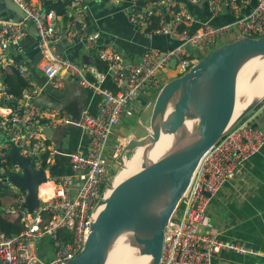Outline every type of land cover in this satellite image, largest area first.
<instances>
[{
	"label": "built area",
	"instance_id": "obj_1",
	"mask_svg": "<svg viewBox=\"0 0 264 264\" xmlns=\"http://www.w3.org/2000/svg\"><path fill=\"white\" fill-rule=\"evenodd\" d=\"M25 14L20 22L0 18V183L13 188L20 195L15 209L7 213L21 214L23 229L10 236L0 234L1 264H65L72 260L87 240L98 201L109 190L116 172L108 156V144L121 118L140 115L138 102L142 96H156L164 85L169 63L175 60L174 71L183 75L204 55L234 40L264 37V0H129L128 20L144 38L163 36L180 43L165 51L149 49L139 62H127L115 50L99 48L100 34L86 38L85 48L97 51V57L109 65L101 73L92 65L72 63L55 53L54 45L62 40L56 28V15L37 7V1L11 0ZM125 0H108L114 6ZM194 9H189L188 6ZM87 0H71L69 9L77 16L69 24L64 38L82 37L86 29ZM225 10L232 22L212 21L223 16ZM37 31L35 46L43 55L38 69L53 90L64 89L67 77L90 89L100 97L95 114L84 110L78 123H73L67 112L43 107L34 102L41 89L35 85L28 67L15 63L11 53L28 34L27 24ZM69 36V37H68ZM16 72L26 88L21 97L11 95L6 77ZM91 74L92 82L86 76ZM107 76L117 84L116 91L104 87ZM149 101L150 99L147 98ZM154 100V99H153ZM148 105V104H147ZM240 122L201 159L189 187L176 211L167 223L161 250L160 264H214L213 257L222 251L253 254L243 246L218 239L213 232L208 205L229 181L240 175L250 158L264 146V130L253 128V119ZM76 125L87 139L83 152H64L48 140L43 130ZM126 142V141H125ZM13 144L23 158H29L35 172L42 171L45 183L50 184L46 195L38 191L39 207L32 214L24 206L26 192L13 187L8 175H23V169L6 159ZM119 148L112 156L115 160ZM46 155L44 160L43 156ZM68 159L70 173L53 175L55 157ZM117 168V167H116ZM70 241L65 242V236ZM44 239L50 241L53 257L43 261L35 246Z\"/></svg>",
	"mask_w": 264,
	"mask_h": 264
},
{
	"label": "water",
	"instance_id": "obj_2",
	"mask_svg": "<svg viewBox=\"0 0 264 264\" xmlns=\"http://www.w3.org/2000/svg\"><path fill=\"white\" fill-rule=\"evenodd\" d=\"M91 5L92 0H88V7ZM88 11L90 14L92 9L90 12L88 8ZM24 15L11 0H0V18L20 22ZM222 15L212 24L232 22L233 19L227 16L225 10ZM94 27L95 20L84 31L81 39L74 37L73 41L81 42L84 46L91 33L100 34ZM27 29L29 34L19 45H14L15 49L20 50L12 52L11 59L28 67L35 85L41 89L34 102L43 107L67 111L70 120L78 123L84 111L82 104H74L65 93L54 91L46 85V79L38 69L43 55L37 49L32 50L37 31L30 22ZM156 37L165 39L163 36ZM167 39L173 43L169 49L180 45ZM67 44L68 38L57 42L54 45L55 53L60 54ZM82 63L94 65L95 61L84 55ZM175 64V60L171 61L170 69L174 70ZM263 79L264 37H244L215 48L186 73L164 83L154 98L149 133L139 139L130 137L122 147L115 159V165L120 170L114 175L106 195L97 203L87 240L76 256L65 264H105L116 244L138 220L156 203L169 199L154 220V236L147 254V264H160L165 227L205 153L252 112L258 111V115L251 127L261 128L264 125V94L261 97L254 96L257 85ZM77 89L79 93L92 94L90 90ZM49 91L59 93L55 97L60 101L51 100L46 94ZM207 109L209 111L201 126L199 144L194 152L188 153L183 149L185 136L195 117ZM71 128L78 129L75 126ZM42 132L46 139L55 140L60 148L63 130L58 135L55 129L47 128ZM10 145L6 159L12 165L21 167L23 175L19 177L10 173L7 181L26 192L24 206L32 214L39 207L37 195L39 186L45 183V175L42 171L35 172L30 159L23 158L18 149L12 143ZM128 154L130 164L126 165L124 158ZM179 167L184 168L180 174L177 173Z\"/></svg>",
	"mask_w": 264,
	"mask_h": 264
},
{
	"label": "crops",
	"instance_id": "obj_3",
	"mask_svg": "<svg viewBox=\"0 0 264 264\" xmlns=\"http://www.w3.org/2000/svg\"><path fill=\"white\" fill-rule=\"evenodd\" d=\"M33 1H37V7L42 10L41 0ZM107 1L92 0V5L88 7L87 0L86 4V10L88 12L86 23L88 22V24L85 30L95 20L94 28L100 33L97 41L99 48L109 47L121 53L125 61L137 63L141 55L149 49L157 48L160 50L164 49L165 51L173 46V43L171 44L167 38L164 39L154 36L148 39L140 35L137 29L129 23L128 8L130 4L128 2L124 1L121 5L114 6ZM88 8L90 12L92 9L90 14ZM76 20H78L77 16L70 9H68V18L65 22L56 15V28L63 35L62 39L65 36L69 24ZM84 31L81 33L82 35ZM74 37L68 38L69 44L64 46L63 51L59 55L79 66L84 65L82 58L84 55H87L95 61V64L92 66L97 71L106 73L109 65L98 59L97 51H88L85 45L82 46L81 42L73 41ZM166 73L164 83L171 80L168 79V73L167 75ZM85 76L88 81L92 82L91 74L88 73ZM78 87L84 88L86 91L90 90L87 87L80 86L76 79L67 77L64 82V89L54 91L65 93L74 104L80 102L84 110L95 114L100 104V97H93L92 94L91 97L89 94L79 93ZM104 87L111 91L118 89L117 84L109 76L105 80ZM59 93L49 91L46 94L51 100L59 102L60 99L55 97ZM147 98L148 95L141 97V99ZM48 108L54 110V108ZM148 109H143L144 111L140 115L130 119L125 117L121 118L120 124L115 128L108 144L107 154L111 163H115V160H112V156L119 148L120 142L126 144L130 137L139 139L147 134V128L144 124L150 123V112ZM67 114L69 115L68 112ZM257 115L258 111L255 113L254 119H256ZM74 126L75 128L77 127L76 125ZM71 127L62 126L57 131L55 130L57 132L56 135L61 134L62 130L64 132L62 139H60V149L66 153L68 151L84 152L87 149V139L79 128L74 129ZM260 129L264 130V125ZM136 133H140V135L137 136ZM117 168L113 165V172H116ZM51 173L54 176L70 173L68 159L62 156L55 157L51 166ZM39 194L42 197L43 192L40 189ZM208 214L211 218L213 232L218 239L243 246L253 252V254H238L230 251H222L213 257L214 264H264V146L257 155L249 159L240 175L226 183L212 197L208 205ZM51 252L52 256L44 261H49L53 257V249H51Z\"/></svg>",
	"mask_w": 264,
	"mask_h": 264
},
{
	"label": "bare ground",
	"instance_id": "obj_4",
	"mask_svg": "<svg viewBox=\"0 0 264 264\" xmlns=\"http://www.w3.org/2000/svg\"><path fill=\"white\" fill-rule=\"evenodd\" d=\"M264 94V79L257 85L254 96L261 97ZM209 109L197 115L192 122L189 131L184 140L183 149L192 153L195 151L200 140V131L202 123ZM152 129V128H151ZM129 165V161H125ZM183 167L177 169V173H182ZM50 184L44 183L39 186L43 192L42 197L46 195L47 188ZM169 199H163L151 207L133 228L124 235L116 244L115 249L111 252L105 264H147L149 248L154 236V220L167 205Z\"/></svg>",
	"mask_w": 264,
	"mask_h": 264
},
{
	"label": "trees",
	"instance_id": "obj_5",
	"mask_svg": "<svg viewBox=\"0 0 264 264\" xmlns=\"http://www.w3.org/2000/svg\"><path fill=\"white\" fill-rule=\"evenodd\" d=\"M149 0H140L139 5L145 6ZM71 4V0H41V8L43 11H53L60 19L65 22L68 18V9ZM87 21V20H86ZM88 24V22H87ZM181 76L178 74L177 77ZM6 81L9 84L8 92L15 96L21 97L24 89L26 88L23 80L13 71L11 75L6 77ZM155 96L153 97V99ZM141 109L145 108L148 104V99H140L138 102ZM44 160L46 155L43 156ZM8 187L1 185L0 183V234L7 236L19 233L24 225L21 222V214L19 213H7L8 208L15 209L17 207V200L19 199L18 193L13 194L7 189ZM12 215V219L7 217ZM65 236L64 241L69 242L70 236L68 234H63Z\"/></svg>",
	"mask_w": 264,
	"mask_h": 264
},
{
	"label": "rangeland",
	"instance_id": "obj_6",
	"mask_svg": "<svg viewBox=\"0 0 264 264\" xmlns=\"http://www.w3.org/2000/svg\"><path fill=\"white\" fill-rule=\"evenodd\" d=\"M113 50V49H112ZM116 51V50H115ZM117 52V51H116ZM118 54H120L121 56H122V54L121 53H119V52H117ZM167 73H168V75H167ZM167 73H166V75L168 76V79H173V78H176L177 77V75H178V71H172V70H168L167 71ZM150 96L148 97L149 99H150V101L148 102V105L146 106V108H149L148 110H149V112H150V116H151V111H152V108H153V104H154V100H153V97H154V95H152V94H149ZM153 100V101H152ZM257 112V111H256ZM256 112H252V113H250L242 122H245L246 120H249V119H251V117L253 118V117H255V113ZM144 126L147 128V134L149 133V131H150V124L149 123H145L144 124ZM137 134V136H139L140 135V133H136ZM146 134V135H147ZM145 135V136H146ZM65 148H67V146H65ZM121 149L122 148H120V152H121ZM129 160V154L127 155V156H125V158H124V161H128ZM120 170V168L118 167L117 168V171H116V173L118 172ZM115 173V174H116ZM9 191H11V193L13 192V194H16L17 193V191L16 190H14L13 188H7ZM19 195V194H18ZM8 219H12L13 218V216L12 215H9L8 217H7ZM50 247H51V245H50V241L48 240V239H44L42 242H40V243H38V244H36V246H35V249H36V251H37V255L39 256V258H41L43 261L45 260V259H47V258H49V257H51L52 256V252H51V249H52V247H51V249H50Z\"/></svg>",
	"mask_w": 264,
	"mask_h": 264
}]
</instances>
